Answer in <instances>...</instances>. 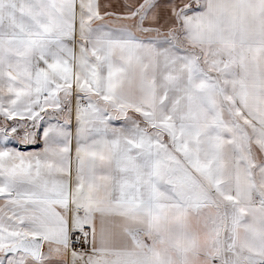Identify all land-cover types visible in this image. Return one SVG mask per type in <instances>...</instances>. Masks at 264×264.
<instances>
[{"label":"snow or ice","instance_id":"6c2138e0","mask_svg":"<svg viewBox=\"0 0 264 264\" xmlns=\"http://www.w3.org/2000/svg\"><path fill=\"white\" fill-rule=\"evenodd\" d=\"M0 264H264V0H0Z\"/></svg>","mask_w":264,"mask_h":264}]
</instances>
